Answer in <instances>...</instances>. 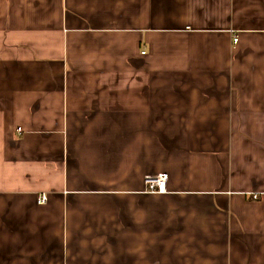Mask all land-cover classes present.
Masks as SVG:
<instances>
[{"label":"crops","instance_id":"obj_1","mask_svg":"<svg viewBox=\"0 0 264 264\" xmlns=\"http://www.w3.org/2000/svg\"><path fill=\"white\" fill-rule=\"evenodd\" d=\"M0 264H264V0H0Z\"/></svg>","mask_w":264,"mask_h":264},{"label":"built area","instance_id":"obj_2","mask_svg":"<svg viewBox=\"0 0 264 264\" xmlns=\"http://www.w3.org/2000/svg\"><path fill=\"white\" fill-rule=\"evenodd\" d=\"M233 43L237 42L236 38H233L232 40ZM144 54V53H142ZM167 176L166 175H160L158 177H156L154 180L147 178L146 179V184H147V191L150 192H163L164 191V187H165V182H166ZM253 200L257 199V196H253L252 197ZM46 202V195L45 194H41L38 199H37V203L39 205H44Z\"/></svg>","mask_w":264,"mask_h":264},{"label":"bare ground","instance_id":"obj_3","mask_svg":"<svg viewBox=\"0 0 264 264\" xmlns=\"http://www.w3.org/2000/svg\"><path fill=\"white\" fill-rule=\"evenodd\" d=\"M161 193V192H160Z\"/></svg>","mask_w":264,"mask_h":264}]
</instances>
